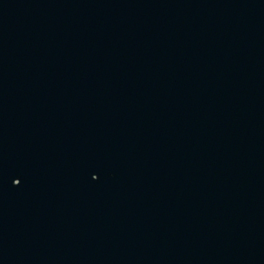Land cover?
<instances>
[{
  "label": "water",
  "instance_id": "95a60500",
  "mask_svg": "<svg viewBox=\"0 0 264 264\" xmlns=\"http://www.w3.org/2000/svg\"><path fill=\"white\" fill-rule=\"evenodd\" d=\"M0 264H264V0H0Z\"/></svg>",
  "mask_w": 264,
  "mask_h": 264
}]
</instances>
